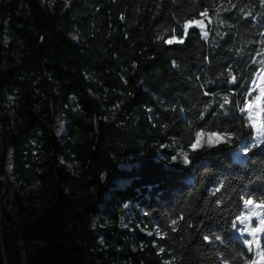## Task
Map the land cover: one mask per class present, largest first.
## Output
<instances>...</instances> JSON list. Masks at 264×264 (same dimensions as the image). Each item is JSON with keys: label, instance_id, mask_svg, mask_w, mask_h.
<instances>
[{"label": "trees", "instance_id": "trees-1", "mask_svg": "<svg viewBox=\"0 0 264 264\" xmlns=\"http://www.w3.org/2000/svg\"><path fill=\"white\" fill-rule=\"evenodd\" d=\"M202 18L207 38L196 26L183 35ZM6 21L0 264H248L233 223L242 197L264 199V149L238 162L233 152L253 137L238 109L264 67V0H0V39ZM173 37L184 42L166 43ZM19 93L13 116L7 104ZM225 97L232 103L221 108ZM62 113L60 140L52 125ZM201 129L234 137L219 145L204 138L194 151ZM9 175L20 183L15 212ZM36 180L51 194L44 209L37 195L20 193ZM128 205L131 228L123 229ZM96 217L112 222L107 231L91 228Z\"/></svg>", "mask_w": 264, "mask_h": 264}, {"label": "snow or ice", "instance_id": "snow-or-ice-1", "mask_svg": "<svg viewBox=\"0 0 264 264\" xmlns=\"http://www.w3.org/2000/svg\"><path fill=\"white\" fill-rule=\"evenodd\" d=\"M199 15L201 17H207L208 12L207 10H205L204 12H200ZM193 26L203 28L204 23L202 20L188 21L185 25L183 35L187 36V29L192 28ZM203 36L207 38L208 32L204 31ZM183 42V39H176L175 37L166 41V43L168 44ZM260 63L264 65V60H261ZM230 82L233 84H237V77L235 75H232ZM240 83H243V81L241 80ZM248 84L249 87L244 89V91L241 93V96L244 99L242 105L239 106L238 110L246 119L247 126L255 129L257 140L252 145L245 146L242 149V151H244L245 153L251 151L252 148L264 144V120L260 119L261 114H264V67H262L260 71L256 73V79L248 81ZM237 86L239 87V84ZM253 93L256 94L253 95ZM229 103L232 102L228 99V97H225L223 103L220 104V107L223 108L225 104ZM237 103L239 102L237 101ZM205 137H207L206 143L208 145H219L220 143H231L234 134L215 131L206 133L205 131H203V129H201L200 131H197L195 133V138L191 145L194 151L204 146ZM183 161L185 164L190 163L187 154H184ZM218 190L219 188L217 189V191ZM242 201L245 211L244 213L236 217L237 223H233V229L238 233L242 244L247 247V250L249 252H251L253 242H255L259 248V235L264 234V199H253L251 197V194H249L247 199H244L242 197ZM254 217L257 220V223L253 227L252 220ZM171 224L176 225L177 220H172ZM237 224L243 225V227H238ZM173 231H175V228H173ZM157 233L159 234V229H157ZM248 237H251V239H249ZM205 239L207 240L208 237H205ZM216 239H220V237H216ZM161 251H163V249H161ZM241 255H243V253H241ZM256 255L257 257L264 258V249L257 251ZM225 264H228V262L225 261ZM248 264H257V261L250 260L248 261Z\"/></svg>", "mask_w": 264, "mask_h": 264}, {"label": "rangeland", "instance_id": "rangeland-1", "mask_svg": "<svg viewBox=\"0 0 264 264\" xmlns=\"http://www.w3.org/2000/svg\"><path fill=\"white\" fill-rule=\"evenodd\" d=\"M45 1V0H43ZM49 3H51V0H49ZM22 4H24V2H22ZM197 20H202L203 23H204V27L203 28H199L200 31L202 32V35H203V32L204 31H207L208 32V29H207V22L202 18V19H197ZM195 21V20H193ZM7 24L8 22L6 21L4 23V30H3V33H2V38L0 39V53H3L2 55V59H1V56H0V68H5L8 66V62H7V58H6V51L2 49V46L1 44H6V42L8 41L9 39V36H8V28H7ZM71 37L72 39L76 40L77 37L75 34H71ZM178 39V38H176ZM256 79V78H255ZM256 93H253V95H255ZM22 96L19 94H14V95H10V101L8 102L7 106H8V111L14 116L16 114V111L18 109H20V106H21V102H22ZM71 102H72V106L73 108L76 110V109H79L80 108V105L79 103L77 102L76 98L75 97H72L71 98ZM44 105V101L40 103L39 107L42 108ZM260 119L261 120H264V114H261L260 116ZM66 123H67V118L65 116V114H59L57 117H56V120L55 122L53 123V127L57 133V135L59 136L60 140H63L64 139V135L67 131V126H66ZM253 137H252V140L250 142H246L245 140H242L239 144V147L234 150L233 152V155H234V159L235 161H242L246 155H247V152L245 153L244 151H242V149L245 147V146H250L252 145L253 143L256 142L257 140V137H256V132H255V129H253ZM207 138V137H205ZM36 145H39V146H36ZM40 143L37 144L35 143V147H37L36 149V152H37V156L38 157H41V148H40ZM259 148H262L264 149V144H261L260 146H258ZM2 152V150L0 151V153ZM1 155V154H0ZM46 157V154L44 156V158ZM62 163L65 164V166L67 168H69L71 171L75 172V173H78L80 171H82L83 167H82V164L77 161V160H74V159H71V160H67V159H64L62 158ZM0 162H1V157H0ZM8 167H9V171L13 169V165H12V161H11V156H9V161H8ZM124 168H129V166H124ZM6 177V175L4 176V178ZM9 179H10V182L8 183V195H7V199H8V203H9V207L10 209L15 212L18 207L17 205L14 203V197H13V193H14V189L16 187L19 186V181L15 180L12 176L9 175ZM127 183L126 180H119L117 181V185L119 187H123L125 184ZM47 184L44 183L43 181L41 180H36L35 182H32L31 185H28L26 186L24 189H21L20 188V193L22 195H29V194H34V195H37L38 196V206L42 207L43 209L47 206L48 202H49V198H50V192H47ZM247 199V198H245ZM244 209L242 211V213H244ZM241 213V214H242ZM132 218H133V211H132V208L129 207V205L127 206V209L125 210L124 214L120 217V220L118 222V226L120 228H131L130 227V223L132 222ZM235 223H237V221L235 220ZM257 223V220L255 219V217L253 218L252 220V225L253 227L256 225ZM112 222L107 218V217H103V218H99V217H96L93 222L91 223V228L94 230V231H99V228H102L103 231H107L106 229H104L103 227H105L106 225H111ZM238 227H243V225H240V224H237ZM141 229L143 231H145V229L143 227H141ZM150 232V231H148ZM103 233V232H102ZM233 233L239 237L238 233L236 231H234L233 229ZM240 238V237H239ZM249 239H251V237H248ZM100 241H101V246L106 249L108 246L107 244L103 241L102 238H100ZM263 241H264V234H260L259 235V248L257 246V244L255 242H253L252 244V251L250 252L252 254V259L251 260H255L257 261V264H264V258H260V257H257L256 253L257 251L263 249L262 247V244H263ZM113 264H130L128 263L127 261H124V260H121V261H114Z\"/></svg>", "mask_w": 264, "mask_h": 264}]
</instances>
